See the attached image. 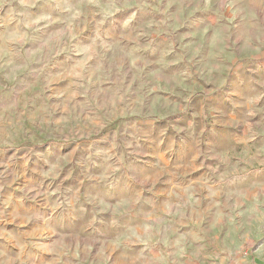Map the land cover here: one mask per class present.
I'll return each instance as SVG.
<instances>
[{
  "label": "clouds",
  "instance_id": "9594fccd",
  "mask_svg": "<svg viewBox=\"0 0 264 264\" xmlns=\"http://www.w3.org/2000/svg\"><path fill=\"white\" fill-rule=\"evenodd\" d=\"M0 264H264V0H0Z\"/></svg>",
  "mask_w": 264,
  "mask_h": 264
},
{
  "label": "rangeland",
  "instance_id": "374dc122",
  "mask_svg": "<svg viewBox=\"0 0 264 264\" xmlns=\"http://www.w3.org/2000/svg\"><path fill=\"white\" fill-rule=\"evenodd\" d=\"M202 39H204L205 41H207V39H208L207 35L205 34V35L202 37Z\"/></svg>",
  "mask_w": 264,
  "mask_h": 264
}]
</instances>
